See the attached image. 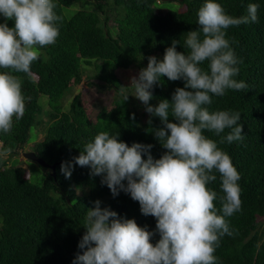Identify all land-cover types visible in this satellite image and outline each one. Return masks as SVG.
Wrapping results in <instances>:
<instances>
[{
	"label": "trees",
	"instance_id": "16d2710c",
	"mask_svg": "<svg viewBox=\"0 0 264 264\" xmlns=\"http://www.w3.org/2000/svg\"><path fill=\"white\" fill-rule=\"evenodd\" d=\"M164 1L177 2L180 11L164 9ZM206 0H53L59 35L56 42L38 46L39 57L31 64V74L0 69L21 81L25 112L21 119L13 117L8 133L0 131V264H72L78 243L85 229L88 208L101 201V208H110L121 219H133L150 232L156 229V218L145 216L140 204L123 191L113 197L101 176L90 175L89 167L75 166L70 179L60 171L61 163L70 161L83 151L101 131L119 132V140L127 143L151 144V155L159 159L166 151L152 133L163 127L159 117H151L133 88L120 89L108 79L121 70L147 67V57L163 60L165 49L172 41H180L176 49L186 53L187 32L197 30L198 10ZM226 14L247 15L250 3L259 4L258 20L226 29L239 68L234 77L247 84L246 90L227 89L221 97L212 96L210 112L231 110L241 113L244 140L220 143L228 130L217 136L205 130L204 135L226 152L241 179V210L225 217L231 235L220 237L214 256L216 264H264V0H214ZM75 8L73 15L66 11ZM0 15V23H5ZM9 27L14 22L7 21ZM207 69L208 62L200 65ZM89 86L107 90L110 105H102L96 116L88 113L81 94L73 95V86L84 81ZM97 80L102 83L94 84ZM181 80L162 77L154 86L156 106L160 100L171 102L174 90L183 88ZM191 90V89H188ZM113 91V93H109ZM129 95L125 102L124 95ZM69 95L73 98L67 100ZM47 105L44 109L41 102ZM48 107V108H47ZM46 118V119H43ZM94 118V120H92ZM170 122H175L169 117ZM43 138L34 143L32 151L47 165L42 183L32 177L25 179V169L13 160L25 153L33 132ZM40 139V138H39ZM11 149L8 155H2ZM143 159H147L142 154ZM30 161V160H28ZM34 162V161H31ZM54 173V175H53ZM207 188L217 196L224 193L219 172ZM126 183V182H125ZM219 210V199L214 201ZM218 214L221 212L218 211ZM160 239L154 235L150 242Z\"/></svg>",
	"mask_w": 264,
	"mask_h": 264
},
{
	"label": "clouds",
	"instance_id": "9594fccd",
	"mask_svg": "<svg viewBox=\"0 0 264 264\" xmlns=\"http://www.w3.org/2000/svg\"><path fill=\"white\" fill-rule=\"evenodd\" d=\"M53 0H0V69L31 74V64L39 57V47L52 45L59 35ZM259 4L250 3L247 15L233 17L221 4L206 2L198 10L197 30L187 32L186 53L176 49L173 40L165 49L162 61L147 57L146 68L130 77L135 96L151 117H159L163 127L152 133L166 151L159 159L151 155L153 145L120 141L119 132H99L84 146L78 156L61 163L60 171L70 179L75 166L89 167L90 175L101 176L113 197L121 191L139 202L145 216L156 218V229L150 232L133 219H121L110 208L94 201L88 208L83 226L85 232L78 243L72 264H216L214 252L220 237L231 235L225 217L241 210V177L230 156L217 142L204 135L205 130L222 136L220 143L243 141L241 113L231 110L210 112L212 96L221 97L227 89L246 90L244 81L234 79L239 73L238 59L226 37V29L258 20ZM14 22L9 27L7 21ZM207 61V69L200 65ZM162 77L183 80L171 102L160 100L156 106L153 89ZM126 88V87H122ZM191 89V90H188ZM126 102L129 95L123 97ZM21 81L9 72H0V131L8 133L13 117L21 119L25 112ZM172 117L175 122H170ZM6 149L2 155H8ZM142 154L147 159L142 158ZM221 178L224 195L217 196L207 184ZM126 182V183H125ZM219 199L220 209L214 201ZM218 211L222 213L218 214ZM159 234L153 246L151 238Z\"/></svg>",
	"mask_w": 264,
	"mask_h": 264
},
{
	"label": "rangeland",
	"instance_id": "374dc122",
	"mask_svg": "<svg viewBox=\"0 0 264 264\" xmlns=\"http://www.w3.org/2000/svg\"><path fill=\"white\" fill-rule=\"evenodd\" d=\"M164 9L168 11H180L181 6L177 2H169V1H164ZM73 10L75 8L69 9L66 12L69 15H73ZM132 76H138V73L136 70H131V71H121L118 70L112 74L109 75L108 79L109 81L116 86L117 88L122 89V87H126L123 89H129L131 88V82H130V77ZM88 82L86 80V76L84 77V81L78 85V86H73V95H78L81 94L83 98V104L84 107L88 110L89 114H92V116H96V114L99 111V107L102 105H110L109 97L106 94L107 90L106 88L100 89L97 88L96 86H89ZM96 85H100L102 83L98 82L97 80L92 81ZM110 94L113 93V91L109 92ZM73 95H69L67 100H71L73 98ZM41 105L43 109L47 106L44 104V102H41ZM48 108V107H47ZM46 119V118H43ZM94 120V118H92ZM44 132L36 133L33 132V135L31 136V142L26 146L25 148V153L31 152L32 147L34 143L40 141L43 138ZM40 138V139H39ZM13 162L17 166H21L25 169V174L24 178L29 179L30 176L32 177V181L35 183H42L43 179L47 176L48 170L45 168L39 166L35 162L28 161L25 157L24 154L20 155V158H16L13 160ZM261 222L264 221V219H260Z\"/></svg>",
	"mask_w": 264,
	"mask_h": 264
},
{
	"label": "water",
	"instance_id": "95a60500",
	"mask_svg": "<svg viewBox=\"0 0 264 264\" xmlns=\"http://www.w3.org/2000/svg\"><path fill=\"white\" fill-rule=\"evenodd\" d=\"M24 157L27 160L34 161V162L39 163L41 166L48 167V168L52 169L53 171H54V169H55V167L57 165V164H54L52 166L47 165L42 159L38 158V156L34 152L24 153ZM53 175H54V173H53Z\"/></svg>",
	"mask_w": 264,
	"mask_h": 264
},
{
	"label": "built area",
	"instance_id": "2783aa9c",
	"mask_svg": "<svg viewBox=\"0 0 264 264\" xmlns=\"http://www.w3.org/2000/svg\"><path fill=\"white\" fill-rule=\"evenodd\" d=\"M0 147H1V144H0Z\"/></svg>",
	"mask_w": 264,
	"mask_h": 264
}]
</instances>
